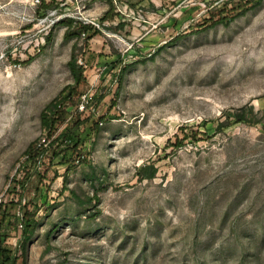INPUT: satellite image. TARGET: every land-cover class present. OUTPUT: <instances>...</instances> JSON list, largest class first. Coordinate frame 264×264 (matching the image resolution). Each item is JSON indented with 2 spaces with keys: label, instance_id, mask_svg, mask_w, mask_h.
<instances>
[{
  "label": "rangeland",
  "instance_id": "374dc122",
  "mask_svg": "<svg viewBox=\"0 0 264 264\" xmlns=\"http://www.w3.org/2000/svg\"><path fill=\"white\" fill-rule=\"evenodd\" d=\"M113 1L0 0V264H264V0Z\"/></svg>",
  "mask_w": 264,
  "mask_h": 264
},
{
  "label": "trees",
  "instance_id": "16d2710c",
  "mask_svg": "<svg viewBox=\"0 0 264 264\" xmlns=\"http://www.w3.org/2000/svg\"><path fill=\"white\" fill-rule=\"evenodd\" d=\"M111 3V9L106 13L105 19H109L111 14L113 13V9H114V1L113 0H109ZM45 5V6H44ZM43 7L47 8V10L52 9L53 3L49 2L46 3V0H43ZM239 13V12H238ZM229 19V18H228ZM221 20H226V18H221ZM219 20H216V22L213 24L215 25ZM75 22V20L73 18H65V19H61L62 24H65L66 26H68V30L66 33V36L69 37L71 35H75L76 33H89L91 31V29H93V27H91L88 24H84L83 22H79L77 23L78 27H77V31L74 32L71 30L73 23ZM224 22H228L224 21ZM96 33H98L97 30H95L93 33L89 34V38L88 39H92ZM70 66H71V70L75 76L76 82L80 83L84 78V70L82 67H80L77 64V59L76 57L73 55V58L70 61ZM127 70V67H125L123 70H121L120 76H123V74H125ZM72 93L70 91V87H67L66 89L63 90V92L56 97L51 103L50 105L47 107V109L44 111L43 115H42V119H43V124L47 127L50 128L52 130H54V127L56 125V123L59 121V119H61L60 121H64L65 120V115H66V107L68 105V103H70L72 100ZM56 110V114L58 116V118H51V116H49V111H53ZM59 121V122H60ZM35 145L32 146V148ZM32 148L30 149V151L32 150ZM21 226L24 227V232H23V239L24 242H27L31 239L32 235L34 234L38 223L34 220H23V223H21ZM3 264H15L14 262H11L9 258H4Z\"/></svg>",
  "mask_w": 264,
  "mask_h": 264
},
{
  "label": "built area",
  "instance_id": "2783aa9c",
  "mask_svg": "<svg viewBox=\"0 0 264 264\" xmlns=\"http://www.w3.org/2000/svg\"><path fill=\"white\" fill-rule=\"evenodd\" d=\"M91 98H92V96H88V94L82 95V101H81L80 106H79V109L81 111H84L86 109L87 104L89 102V99H91Z\"/></svg>",
  "mask_w": 264,
  "mask_h": 264
}]
</instances>
